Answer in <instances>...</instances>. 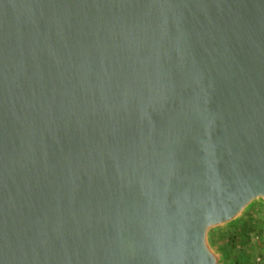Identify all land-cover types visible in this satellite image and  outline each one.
Returning <instances> with one entry per match:
<instances>
[{
  "label": "water",
  "instance_id": "obj_1",
  "mask_svg": "<svg viewBox=\"0 0 264 264\" xmlns=\"http://www.w3.org/2000/svg\"><path fill=\"white\" fill-rule=\"evenodd\" d=\"M264 205V0H0V264H223Z\"/></svg>",
  "mask_w": 264,
  "mask_h": 264
},
{
  "label": "rangeland",
  "instance_id": "obj_2",
  "mask_svg": "<svg viewBox=\"0 0 264 264\" xmlns=\"http://www.w3.org/2000/svg\"><path fill=\"white\" fill-rule=\"evenodd\" d=\"M212 242L223 264H264V205L254 203L238 221L215 231Z\"/></svg>",
  "mask_w": 264,
  "mask_h": 264
},
{
  "label": "built area",
  "instance_id": "obj_3",
  "mask_svg": "<svg viewBox=\"0 0 264 264\" xmlns=\"http://www.w3.org/2000/svg\"><path fill=\"white\" fill-rule=\"evenodd\" d=\"M258 260H260V258Z\"/></svg>",
  "mask_w": 264,
  "mask_h": 264
}]
</instances>
